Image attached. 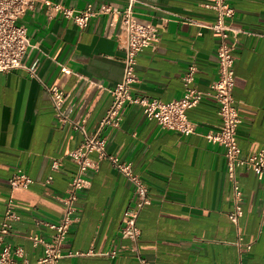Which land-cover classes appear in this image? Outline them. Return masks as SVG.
Wrapping results in <instances>:
<instances>
[{"label": "crops", "instance_id": "obj_1", "mask_svg": "<svg viewBox=\"0 0 264 264\" xmlns=\"http://www.w3.org/2000/svg\"><path fill=\"white\" fill-rule=\"evenodd\" d=\"M46 1L48 5L36 2L19 20L30 43L24 67L0 72V221L10 198L19 217L12 223L9 241L22 247L26 264H39L42 253L29 235L48 237L51 230L43 221L64 213L59 197L76 169L67 153L83 138L71 123L58 122L44 86L63 87L71 120L93 132L110 106L108 88L123 75L124 51L112 36L116 29L108 26L106 16L92 17L80 28L53 5L79 10L110 2L123 9L128 0ZM211 1L133 2L135 17L152 23L159 32V39L136 56L133 94L161 100L180 97L182 76L190 65L196 66L191 85L209 89L217 74V36L197 23L214 19L206 7ZM228 2L234 14L227 22L254 33L236 37L232 88L240 118L237 142L240 155L247 157L264 147V0ZM61 66L68 67L71 75L62 77ZM216 111L215 101L202 99L187 111L196 122L194 132L182 135L146 119L140 106L130 104L122 112L119 127L101 129L107 151L131 162L148 186L150 203L137 217L138 245L140 255L154 264H237L239 253L243 264H264V177L258 179L251 170L237 168L243 212L236 223L230 221L224 149L204 137L219 122ZM49 156L59 158L61 166L52 182L42 186L38 182L49 172ZM16 168L36 183L12 190L9 177ZM89 178L90 185L77 195L75 204L81 210L66 234L58 264H137L125 249L112 258L104 254L129 244L120 237V227L131 198L130 183L107 159L98 161ZM237 235L243 237L239 247ZM247 243H251L249 249Z\"/></svg>", "mask_w": 264, "mask_h": 264}, {"label": "built area", "instance_id": "obj_2", "mask_svg": "<svg viewBox=\"0 0 264 264\" xmlns=\"http://www.w3.org/2000/svg\"><path fill=\"white\" fill-rule=\"evenodd\" d=\"M41 1L47 5L46 0H0V72L24 67L22 62L28 47L29 39L26 27L19 23L25 13ZM135 0H128L125 8L119 9L110 2L99 3L96 7L88 5L79 10H73L54 4L63 17L71 18L74 23L84 28L92 17L105 15L110 28L123 48L122 79L108 88L111 97L110 106L105 115L100 119L95 131L87 132L82 125L71 120L69 106H64L68 93L58 85L44 86L52 101L54 112L58 122L71 123L72 127L81 132V143L67 153L70 161L75 163L76 169L69 179L65 194L59 199L64 204V213L54 220H44L43 224L51 230L48 237L36 234L29 235L32 244L40 245L42 253L38 259L39 264H58L62 257V245L66 234L73 223L79 217L80 208L75 204L78 193L90 185L89 173L98 167L100 159H107L119 171L131 185V198L121 215L120 237L129 241L127 246L109 249L104 254L115 257L123 249L130 251L137 264H154L142 257L139 253L140 229L137 225V217L141 208L150 203L148 186L134 171L131 162L123 161L118 156L111 154L106 148V138L100 134L104 127H119L123 119L122 112L127 105L135 104L141 107L143 115L148 120L155 121L160 127L174 130L182 135L194 132L196 122L187 114L188 109L196 107L206 97L211 98L217 104L219 122L214 129L204 134V137L224 149L225 174L231 188L232 210L227 217L236 223L243 212L244 193L240 185L237 168L244 167L253 172L258 178L264 177V147L259 148L247 157L240 155L237 142V128L240 118L237 106L232 96L234 84V62L237 46L236 37L239 33L254 34L242 27H234L227 22L234 14L233 7L228 0H212L206 7L214 14L211 21L197 23L200 29H205L216 34L215 55L217 74L209 84L207 91L199 90L191 85L196 71L195 65H190L183 74V94L171 100H161L135 95L130 87L137 81L135 68L136 56L139 51L159 39V32L155 25L147 21L138 20L132 10ZM200 34V32L198 33ZM61 76L66 78L71 75V70L61 66ZM31 75L35 70L30 69ZM95 156V158L92 157ZM49 172L38 183L42 186L50 184L53 173L58 171L61 160L49 156L47 158ZM36 181L22 169L16 168L9 177V185L12 190H20L29 187ZM18 211L9 198L0 221V264H26L24 251L20 246H13L9 238L12 235V223L18 219ZM236 245L243 243V237L237 235ZM246 248L251 247L247 243ZM75 252V254H88ZM21 258V262L18 260ZM237 264H243L242 254H238Z\"/></svg>", "mask_w": 264, "mask_h": 264}]
</instances>
